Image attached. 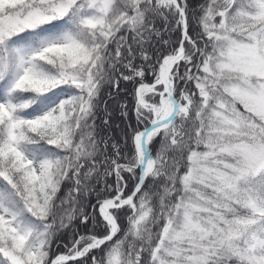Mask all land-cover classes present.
Instances as JSON below:
<instances>
[{
	"label": "snow or ice",
	"instance_id": "1",
	"mask_svg": "<svg viewBox=\"0 0 264 264\" xmlns=\"http://www.w3.org/2000/svg\"><path fill=\"white\" fill-rule=\"evenodd\" d=\"M0 264H264V0H0Z\"/></svg>",
	"mask_w": 264,
	"mask_h": 264
},
{
	"label": "trees",
	"instance_id": "2",
	"mask_svg": "<svg viewBox=\"0 0 264 264\" xmlns=\"http://www.w3.org/2000/svg\"><path fill=\"white\" fill-rule=\"evenodd\" d=\"M192 3L198 2V0H191ZM180 38V33L179 32H172V33H166L163 35L162 39L169 40L171 43H175L179 40ZM120 88L124 89V91H121L119 95L115 98L112 99L109 97V93L114 92L115 90L109 86L105 85V87L102 89L101 96H100V105L98 108V118H97V124L100 125L102 123V118H103V108H104V101H107L109 111L112 112L113 114V127L111 129H105L103 134H111L115 139L120 140L121 138V132L120 129L115 127L116 124H120V120L118 118V109H117V103L127 97V93L131 92L132 90V85L131 84H125L123 81H121ZM121 127L123 125L121 124ZM111 177H109V182H111ZM64 239H67V236L64 237ZM63 247L56 248L54 246V254L55 252H60L63 251Z\"/></svg>",
	"mask_w": 264,
	"mask_h": 264
}]
</instances>
